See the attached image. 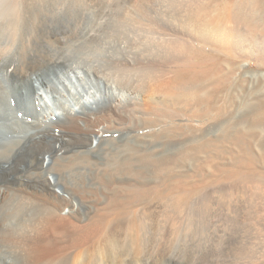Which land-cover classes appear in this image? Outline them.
Returning <instances> with one entry per match:
<instances>
[{"label":"bare ground","instance_id":"obj_1","mask_svg":"<svg viewBox=\"0 0 264 264\" xmlns=\"http://www.w3.org/2000/svg\"><path fill=\"white\" fill-rule=\"evenodd\" d=\"M163 1L0 0V264H264V71L167 148L238 97L230 57L264 66V0Z\"/></svg>","mask_w":264,"mask_h":264},{"label":"rangeland","instance_id":"obj_2","mask_svg":"<svg viewBox=\"0 0 264 264\" xmlns=\"http://www.w3.org/2000/svg\"><path fill=\"white\" fill-rule=\"evenodd\" d=\"M165 2L163 1V3L165 5H169V3L174 4L176 2V0H170V1L165 0ZM155 34H158V33L155 32ZM230 60H232L231 62L234 64V66L236 65V69H238L239 71L236 69H233V73L232 72L230 73L229 82L226 84L225 90L228 93L232 92L233 97L234 96H238V97L233 98L232 103L229 107L226 105L224 98L223 99L217 98V101H216L214 108H213V110H215V111L212 110L210 115H208L206 117H199V116L198 117L197 116L189 117L188 115H186V116L184 115L183 117H180V119H174L172 121H168V124H167L168 128L171 131H173V130H175V131H173V134L172 133L169 134L168 140H170V141L167 142V148L171 147V149H175L176 147L179 148L182 145H187V144L193 142L194 140H201L202 141L205 139V136L208 133L218 135L219 133H221V130H223L225 128V126H227V124L229 122H233L234 119H240L242 117L241 115H242V112L244 109H243L242 104H239V103H242L244 101V100L241 101V99L246 98L245 95L248 93L247 91H250L249 87H251L252 84H254V83L250 82V80H251L250 75H253V74L258 75L259 73L264 71V66L259 65L258 62L256 60H254L252 57L232 56V57H230ZM244 63H246V64L243 65ZM240 64H241V66H240ZM223 68H226V67H223ZM240 68H241V70H240ZM245 74H247V77H245L246 76ZM248 74H250V75L248 76ZM254 85L256 88L254 87L253 90L257 89L256 90L257 93H256V91H253L252 99L257 100V97L259 95L258 96H256V95L259 94L258 93L259 91L257 88L258 87L257 84H254ZM222 127H223V129H222ZM155 130H156V128H155ZM153 131H154V129L149 130V131L147 129V132L151 133ZM215 135H213L211 137H214ZM154 137L151 134H150V137H148L150 139L149 141L151 143H152V141L154 142V140H155V142H157L156 140H158V139H155ZM216 146H212L211 149H213V151L210 152V154H209L210 158L212 157L213 161L218 162V163H220V162L221 163H227V162L229 163L230 158H229L228 154H224L223 150H221L223 147L222 146L216 147ZM175 155L176 154H173L172 152L168 154V156H170V157L178 158L180 160V162H182L184 164H187V163L188 164H194V163L204 164L205 162H207L206 159H208L206 157V155H208L207 151L206 152L201 151V153L198 152L196 157L192 156V154L186 155V157L184 154L181 156L180 155L175 156ZM182 158H184V159H182ZM218 187L219 186H214V188H218ZM246 214H247L246 216H248L249 212H246ZM202 224H201L202 227H204L206 225L204 223V221ZM263 227H264V225H263ZM233 228L234 227H232L231 229H233Z\"/></svg>","mask_w":264,"mask_h":264}]
</instances>
